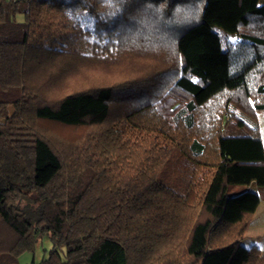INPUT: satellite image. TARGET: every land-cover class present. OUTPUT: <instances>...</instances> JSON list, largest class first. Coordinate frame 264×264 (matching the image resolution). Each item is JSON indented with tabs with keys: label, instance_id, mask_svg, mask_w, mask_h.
<instances>
[{
	"label": "trees",
	"instance_id": "16d2710c",
	"mask_svg": "<svg viewBox=\"0 0 264 264\" xmlns=\"http://www.w3.org/2000/svg\"><path fill=\"white\" fill-rule=\"evenodd\" d=\"M260 113L264 0H0V264H264Z\"/></svg>",
	"mask_w": 264,
	"mask_h": 264
},
{
	"label": "rangeland",
	"instance_id": "374dc122",
	"mask_svg": "<svg viewBox=\"0 0 264 264\" xmlns=\"http://www.w3.org/2000/svg\"><path fill=\"white\" fill-rule=\"evenodd\" d=\"M10 113H12V109H10ZM258 118H259L261 135L264 142V113H260L258 115ZM261 241L264 247V233L261 231L260 227L258 226V222L256 227L254 223L250 222L245 234V238L242 240V244L248 247H251L253 245L257 246L260 249L261 254L264 256V249L261 250L260 246L258 245V242ZM51 248H52L51 241L49 240V237L45 236L37 244L35 253L34 254L27 253L21 256V258L19 259V264H41L42 260L45 257H47Z\"/></svg>",
	"mask_w": 264,
	"mask_h": 264
},
{
	"label": "crops",
	"instance_id": "0c3cea01",
	"mask_svg": "<svg viewBox=\"0 0 264 264\" xmlns=\"http://www.w3.org/2000/svg\"><path fill=\"white\" fill-rule=\"evenodd\" d=\"M264 144V142H263ZM260 196V203L258 205V208L252 218L251 223L255 224V227L258 226L260 227L261 231L264 233V191H260L259 193ZM257 221V222H256ZM258 245L260 246L261 250L264 249L262 241L258 242Z\"/></svg>",
	"mask_w": 264,
	"mask_h": 264
}]
</instances>
